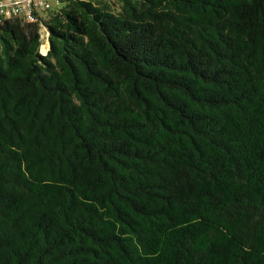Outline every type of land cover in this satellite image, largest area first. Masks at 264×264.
<instances>
[{"label":"trees","instance_id":"1","mask_svg":"<svg viewBox=\"0 0 264 264\" xmlns=\"http://www.w3.org/2000/svg\"><path fill=\"white\" fill-rule=\"evenodd\" d=\"M0 24V264H264V0H60Z\"/></svg>","mask_w":264,"mask_h":264},{"label":"built area","instance_id":"2","mask_svg":"<svg viewBox=\"0 0 264 264\" xmlns=\"http://www.w3.org/2000/svg\"><path fill=\"white\" fill-rule=\"evenodd\" d=\"M59 4L60 0H0V24L15 17L24 22H39L42 41L45 40L49 46L48 33L42 23V18L45 17L42 13L57 8Z\"/></svg>","mask_w":264,"mask_h":264},{"label":"bare ground","instance_id":"3","mask_svg":"<svg viewBox=\"0 0 264 264\" xmlns=\"http://www.w3.org/2000/svg\"><path fill=\"white\" fill-rule=\"evenodd\" d=\"M43 45V44H42ZM40 46V51L42 52V53H44L45 51H46V47H47V44L46 45H43V46Z\"/></svg>","mask_w":264,"mask_h":264},{"label":"rangeland","instance_id":"4","mask_svg":"<svg viewBox=\"0 0 264 264\" xmlns=\"http://www.w3.org/2000/svg\"><path fill=\"white\" fill-rule=\"evenodd\" d=\"M47 13H48V12H46V13H42V14H43V17H47ZM46 44H47V42L44 40L43 45H46ZM43 45H42V46H43ZM47 47H48V44H47ZM47 47H46V48H47ZM46 51H47V49H46ZM46 51H45V52H46ZM40 52H41V51H40ZM45 52H44V53H45ZM41 53H42V52H41Z\"/></svg>","mask_w":264,"mask_h":264}]
</instances>
